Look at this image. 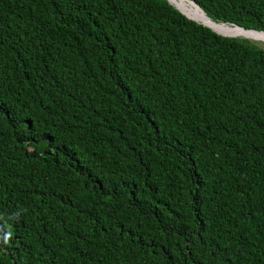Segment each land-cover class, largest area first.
I'll return each mask as SVG.
<instances>
[{
	"label": "trees",
	"instance_id": "1",
	"mask_svg": "<svg viewBox=\"0 0 264 264\" xmlns=\"http://www.w3.org/2000/svg\"><path fill=\"white\" fill-rule=\"evenodd\" d=\"M180 10L0 0V264H264V47Z\"/></svg>",
	"mask_w": 264,
	"mask_h": 264
},
{
	"label": "rangeland",
	"instance_id": "2",
	"mask_svg": "<svg viewBox=\"0 0 264 264\" xmlns=\"http://www.w3.org/2000/svg\"><path fill=\"white\" fill-rule=\"evenodd\" d=\"M169 1H170V3H172L179 10H180V8H182L188 15H190L192 17V19L194 18V19H196V20H198V21L210 26L214 30L218 31V33H221L223 35H228V36H240L237 33L244 32L243 30L238 29L239 27H236V26H229L228 24H224V23H216V22L212 23V21L210 20L211 21L210 22L208 20L209 18L207 19L205 15H204L205 17H202L201 14H197V15L191 14L190 10L187 9L186 6H184V5H186L185 4L186 0H169ZM187 2H188L187 4H189L190 6H191V3H193L191 0H187ZM248 32H253V31H248ZM255 33H257V32H255ZM259 34L262 35V37L252 38V39L248 38V39L254 41L255 43H257L261 47H264V32L263 33H259ZM242 37H245V36H242Z\"/></svg>",
	"mask_w": 264,
	"mask_h": 264
},
{
	"label": "bare ground",
	"instance_id": "3",
	"mask_svg": "<svg viewBox=\"0 0 264 264\" xmlns=\"http://www.w3.org/2000/svg\"><path fill=\"white\" fill-rule=\"evenodd\" d=\"M169 1V0H168ZM170 2V1H169ZM188 2H187V0L185 1V4L186 5H184V6H186V8L187 9H189L190 10V12H191V14H194V15H197V14H201L202 15V17H205L204 16V13L194 4V3H191V6L189 5V4H187ZM190 16V15H189ZM188 16V17H189ZM207 18V17H206ZM208 19V18H207ZM195 20V19H194ZM209 21H210V19H208ZM197 21V20H196ZM211 22V21H210ZM202 23V22H201ZM213 23V22H212ZM204 24V23H203ZM204 25H206V24H204ZM206 26H208V25H206ZM208 27H210V26H208ZM211 28V27H210ZM212 30H214L213 28H211ZM238 29H241V30H243L244 32H239V33H237V34H239L241 37L242 36H245V37H247V38H250V39H252V38H258V37H262V35H260L258 32L257 33H255V32H248V30H244V29H242V28H238ZM215 32H217L218 33V31H216V30H214ZM261 33H263V32H261ZM221 34V33H220Z\"/></svg>",
	"mask_w": 264,
	"mask_h": 264
},
{
	"label": "clouds",
	"instance_id": "4",
	"mask_svg": "<svg viewBox=\"0 0 264 264\" xmlns=\"http://www.w3.org/2000/svg\"><path fill=\"white\" fill-rule=\"evenodd\" d=\"M225 24V23H224ZM229 25V24H228ZM229 26H233V25H229ZM236 27H238V26H236ZM240 28V27H239ZM243 29V28H242ZM244 30H250V29H244ZM252 31H254V30H252ZM257 32H261V31H257ZM227 36V35H226ZM234 37V36H233ZM242 38H244V37H242ZM250 40V39H249Z\"/></svg>",
	"mask_w": 264,
	"mask_h": 264
},
{
	"label": "water",
	"instance_id": "5",
	"mask_svg": "<svg viewBox=\"0 0 264 264\" xmlns=\"http://www.w3.org/2000/svg\"><path fill=\"white\" fill-rule=\"evenodd\" d=\"M206 26V25H205Z\"/></svg>",
	"mask_w": 264,
	"mask_h": 264
}]
</instances>
